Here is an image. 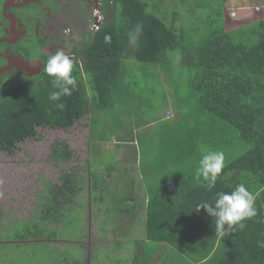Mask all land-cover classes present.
<instances>
[{"label": "trees", "instance_id": "1", "mask_svg": "<svg viewBox=\"0 0 264 264\" xmlns=\"http://www.w3.org/2000/svg\"><path fill=\"white\" fill-rule=\"evenodd\" d=\"M163 1L103 0V6L109 4L103 24L89 43L74 51L79 58L73 59L77 88L71 96L50 101V94L58 89L43 70L37 76L21 79L1 76L0 150L13 154L19 142L37 136L38 127L66 130L87 113L112 115L116 105L124 106L137 97L131 90L133 82L127 76L131 68L125 61L161 67L167 63L169 51L180 49L184 51L182 63L196 70L191 83L195 106L188 114L192 125L163 133L164 147L160 150L155 146L149 157L155 164L152 162L139 173V186L144 192V238L139 240L142 246H136L130 261L154 264L151 259L156 246L144 244L150 241L182 253L188 264H264V17L227 30L225 12L229 0ZM250 1L264 5V0ZM230 2L243 4V0ZM138 24L142 31L133 45L130 33ZM106 36L111 43H105ZM59 104L64 105L63 109ZM98 121L92 119L91 131H96ZM235 137L246 148L230 158L238 145ZM125 143L113 144L107 152L111 155L108 160H88L86 165L92 200L109 201L117 218L135 216L138 207L130 190L121 189L117 180L104 193L106 181L101 173L110 176L116 165L123 164L115 147L128 150L134 158L137 154L143 157L144 150L140 144L137 148L134 139ZM205 149L221 151L225 157V167L211 190L197 175ZM51 152L54 160L64 164L72 157L65 142L55 141ZM81 179L63 168L57 183H45L38 195L36 217L3 232L8 238L26 241L6 246L10 252L6 262L77 264L72 251L57 256L52 244L60 236L71 240L81 233L82 211L78 209L82 205L75 201L83 188ZM239 184L255 195L257 215L243 221L242 229L236 226L221 238L216 232L215 217L195 207L201 203L214 205L218 192H231ZM114 241L116 247L121 246L120 238Z\"/></svg>", "mask_w": 264, "mask_h": 264}, {"label": "rangeland", "instance_id": "2", "mask_svg": "<svg viewBox=\"0 0 264 264\" xmlns=\"http://www.w3.org/2000/svg\"><path fill=\"white\" fill-rule=\"evenodd\" d=\"M163 2L170 3L171 0ZM228 3L230 6L225 12L227 30L264 17V5L260 6L250 0H243L242 6L237 4L235 6L230 0ZM83 21L85 20L82 18L77 20L75 42L83 43L81 40ZM190 36L197 38L196 34ZM183 52L180 49L169 51L168 61L161 67L125 61L128 69L131 68L127 75L130 83L133 82L131 90L137 97L124 106L116 105L112 115L100 112L93 115L87 113L66 130L38 127L37 136L19 142L13 154L8 155L0 150V228L36 217L38 195L42 193L45 183L47 181L57 183L61 170L66 168L82 176L80 185L83 188L75 199L82 205V208L78 209L82 211L81 233L71 240H65L60 236L52 244L57 256L72 254V251L77 264H132L130 260L137 249L136 246H142V241L139 240L144 238L145 205L144 192L139 186V173L142 168L152 165V162L155 164V160L152 161L149 157L155 146L160 150L164 147L161 140L163 133L176 129L181 131L192 125L188 114L190 107L195 106V101L191 97V83L196 77V70L182 63ZM136 66L141 67V70L138 71ZM93 118L99 119V126L98 128L96 126L95 132L91 131ZM103 136L104 139L101 138ZM131 139H134L137 148L140 144L144 150L142 158L138 154L134 158L128 150L120 147ZM55 141L67 143L72 151V157L66 164L51 157ZM115 143L120 144L115 150L123 164L116 165L110 176L101 173L106 181L104 193L111 190L116 180L119 181L121 189L130 190L129 193L135 200V207H138L135 216L120 215L117 218L109 201L92 200L94 195L87 161L98 163L108 160L111 155L107 152ZM234 143L238 145L234 146L230 158L239 155L246 148L237 137ZM105 167L106 165L99 171ZM96 197L99 199V194ZM108 197L107 195L106 198ZM2 229L4 231L5 228ZM116 238L121 239L119 247L114 245ZM144 244L150 248L156 246V253L151 259L154 264H188L182 253L163 243L158 245L148 241ZM23 256L26 257L25 254ZM69 260L67 258V262ZM0 264L8 263L0 260Z\"/></svg>", "mask_w": 264, "mask_h": 264}, {"label": "flooded vegetation", "instance_id": "3", "mask_svg": "<svg viewBox=\"0 0 264 264\" xmlns=\"http://www.w3.org/2000/svg\"><path fill=\"white\" fill-rule=\"evenodd\" d=\"M108 6H103V0H0V77L37 76L49 55L57 50L78 59L74 51L90 42L95 28L97 30L108 15ZM81 18L85 20L82 22L83 43L74 40L77 20ZM18 60L30 62L31 66L24 69ZM15 224L2 227L4 231L0 228V260L5 263L10 253L6 249L8 244L26 243L3 234Z\"/></svg>", "mask_w": 264, "mask_h": 264}, {"label": "clouds", "instance_id": "4", "mask_svg": "<svg viewBox=\"0 0 264 264\" xmlns=\"http://www.w3.org/2000/svg\"><path fill=\"white\" fill-rule=\"evenodd\" d=\"M141 31L142 25L138 24L130 33L131 44H137ZM105 43H111V38L106 36ZM73 70V59L65 55L62 50H57L54 55H49L43 71L52 78L53 87L58 89L50 94V101H58L62 96L72 95V92L77 88V78L73 75ZM57 106L61 109L64 107L63 104ZM204 152L205 154L199 160L197 175L207 182V188L211 190L215 187L216 181L225 167V157L221 151L205 149ZM255 203V195L243 184H239L231 192H218L214 205L201 203L195 209L199 211L203 208L208 215L215 217L216 232L221 238H224L229 234V230L236 226L242 229L243 221L257 215Z\"/></svg>", "mask_w": 264, "mask_h": 264}, {"label": "water", "instance_id": "5", "mask_svg": "<svg viewBox=\"0 0 264 264\" xmlns=\"http://www.w3.org/2000/svg\"><path fill=\"white\" fill-rule=\"evenodd\" d=\"M18 63H20L19 65H20L22 68H24V69L29 68V66H31V63H30V62H29V63H24V62L18 60ZM1 73H2V70H0V74H1Z\"/></svg>", "mask_w": 264, "mask_h": 264}, {"label": "built area", "instance_id": "6", "mask_svg": "<svg viewBox=\"0 0 264 264\" xmlns=\"http://www.w3.org/2000/svg\"><path fill=\"white\" fill-rule=\"evenodd\" d=\"M170 116V115H169Z\"/></svg>", "mask_w": 264, "mask_h": 264}]
</instances>
